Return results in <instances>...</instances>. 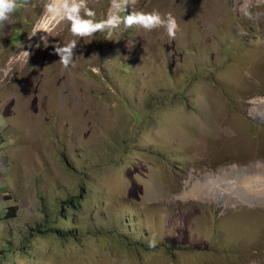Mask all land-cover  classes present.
Wrapping results in <instances>:
<instances>
[{
	"label": "rangeland",
	"instance_id": "374dc122",
	"mask_svg": "<svg viewBox=\"0 0 264 264\" xmlns=\"http://www.w3.org/2000/svg\"><path fill=\"white\" fill-rule=\"evenodd\" d=\"M49 2L0 28V264H264V205L179 199L264 168V0H137L172 41L67 21L29 38ZM110 5L87 0L96 21Z\"/></svg>",
	"mask_w": 264,
	"mask_h": 264
},
{
	"label": "clouds",
	"instance_id": "9594fccd",
	"mask_svg": "<svg viewBox=\"0 0 264 264\" xmlns=\"http://www.w3.org/2000/svg\"><path fill=\"white\" fill-rule=\"evenodd\" d=\"M137 0H111L110 12L107 19L96 21V13L87 6V0H50L45 5L44 13L41 20L34 27L29 38L36 35L38 31L48 33L52 29L50 27L52 21H67L69 22V32L73 37L90 38L96 32H103L105 30L111 32L123 25L124 29L138 26L145 31H151L163 26L166 29V34L169 41L176 37L178 31V24L176 19L169 13L162 18L158 11L149 13L134 11V5ZM28 0H0V28L5 26L6 21L9 20L18 7H26ZM131 6L132 11L123 17L119 15L120 12H126V7ZM83 11L85 19L81 16ZM248 18H251L250 13H245ZM47 35L41 37V41H46ZM77 46V40L73 39L64 46H54L55 54L60 57L59 62L64 68L73 62L74 49ZM39 47V44H37ZM26 55H30L26 52ZM95 71V69H93ZM150 248H155L156 242L149 241Z\"/></svg>",
	"mask_w": 264,
	"mask_h": 264
},
{
	"label": "bare ground",
	"instance_id": "6f19581e",
	"mask_svg": "<svg viewBox=\"0 0 264 264\" xmlns=\"http://www.w3.org/2000/svg\"><path fill=\"white\" fill-rule=\"evenodd\" d=\"M57 23L56 21H52L50 25L51 29ZM41 35L44 36L46 33L38 31L36 38L39 36L41 38ZM256 115L260 121L264 122L263 112H257ZM248 169L243 168L241 172L235 170L221 176H209L201 179L198 181L196 187H193V189L189 188L190 191H185L179 199L186 201L195 198H206L208 200H216L220 205H226L233 199L236 203L243 202L249 206L264 205V168L258 165L254 166L251 170ZM236 173L239 176L236 179L238 181H227L229 177L234 176ZM240 176L245 179L240 180Z\"/></svg>",
	"mask_w": 264,
	"mask_h": 264
},
{
	"label": "trees",
	"instance_id": "16d2710c",
	"mask_svg": "<svg viewBox=\"0 0 264 264\" xmlns=\"http://www.w3.org/2000/svg\"><path fill=\"white\" fill-rule=\"evenodd\" d=\"M71 204H74V200H71V201L67 202L65 206H68V205H71ZM11 217H12V216L8 215V216H7V219H9V218H11Z\"/></svg>",
	"mask_w": 264,
	"mask_h": 264
}]
</instances>
